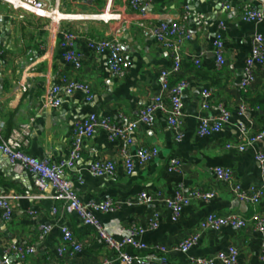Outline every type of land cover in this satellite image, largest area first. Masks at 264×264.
<instances>
[{
    "label": "crops",
    "instance_id": "obj_1",
    "mask_svg": "<svg viewBox=\"0 0 264 264\" xmlns=\"http://www.w3.org/2000/svg\"><path fill=\"white\" fill-rule=\"evenodd\" d=\"M49 7H57L68 16L59 22L39 18L0 0V121L1 134L6 137L21 123L30 125L26 153L50 163L64 160L69 152L74 124L90 114L106 118L117 125L136 117L140 108L152 103L159 91L161 70H169L172 58L169 51L154 38L143 36L138 23L158 24L177 22L188 33L181 46L182 66L171 76V83L186 82L182 93V136L174 139L164 113H154L152 125L139 124L129 135L128 150L155 147L157 156L136 164L126 173L118 149L119 139L110 140L103 129H97L82 142L80 157L66 169L64 178L76 191L80 201L112 200L118 204L113 212H93L102 225L119 230L130 225L147 226L152 212L158 213V225L146 229L136 239L149 248L166 245L173 264H191L192 258H209L229 247L238 250L237 264H264L261 260V236L248 227L235 229L201 230L197 243L184 253L175 250L186 235L198 231L199 224L208 214L236 213L250 218L259 211V204L239 207L229 186L218 180L215 168L230 169L241 188L264 186V175L254 159L257 151L264 150V139L246 145L242 151L227 145L245 143L248 136L260 131V111L252 99L264 95V76L255 66L257 78L247 88L241 86L245 60L250 54L255 35L264 39V20L247 22L241 18L243 6L262 9L259 0H147L138 9H132L128 0H45ZM227 5V9L223 6ZM113 14L107 18L106 10ZM222 21V27L219 22ZM76 34L75 49L81 54L79 66L64 59L61 47L62 32ZM217 34L223 42V66H217L213 41ZM91 38H116L122 45L125 73L112 74L105 53L99 54L88 47ZM198 60V64L195 61ZM63 78L78 80L90 87L92 99L74 91L61 92L59 105L47 104L48 93ZM208 90V108H203L202 91ZM242 105L247 106L241 108ZM225 110L229 119L218 132L204 136L197 134L203 117L215 118ZM112 160L115 169L110 175L94 176L90 166L97 161ZM177 160L176 170H168L169 163ZM34 175L13 170L8 158L0 153V195H15L11 199L12 214L5 219L0 211V262L19 264L14 254H4L7 246L32 245L34 252L24 264H53L67 261L93 264L113 253L95 237L93 227L85 225L74 213L61 208V201L53 198L48 189L39 199H31L35 192ZM198 189L214 192L208 201L191 198L173 220L171 211L159 200L149 205L134 201L142 192L154 197L158 193L172 197L181 190L189 194ZM53 208L55 209L52 212ZM49 226L39 239L41 227ZM71 231L81 248L60 257L57 248L62 244L61 228ZM117 238L120 237L115 233ZM71 249V248H69ZM133 255L142 252L126 247ZM13 258V259H11ZM1 264V263H0ZM220 264V263H216Z\"/></svg>",
    "mask_w": 264,
    "mask_h": 264
},
{
    "label": "built area",
    "instance_id": "obj_2",
    "mask_svg": "<svg viewBox=\"0 0 264 264\" xmlns=\"http://www.w3.org/2000/svg\"><path fill=\"white\" fill-rule=\"evenodd\" d=\"M9 3L14 8L22 9L30 12L39 18H47L51 22H59L68 18L57 7H49L45 0H1ZM147 0H128L132 9H138L143 2ZM262 4L264 0H259ZM228 6H223L227 9ZM107 18L113 14L106 10ZM241 18L247 22H261L264 20V12L262 9L253 6H243L241 9ZM222 21L219 26L222 27ZM138 26L145 37L154 38L160 45L166 48L172 58V66L169 70H161L159 77V91L153 96L152 103L139 109L136 117L132 120H125L119 125L110 122L106 118L98 117L90 114L82 121L77 122L72 127L70 148L67 157L57 163H50L47 160H39L25 152L24 147L28 142L30 134V125L21 123L11 129L10 133L3 137L1 134L2 122L0 121V153L4 154L14 171L27 170L34 175L35 192L30 195L31 199H39L43 193L50 189L53 192V198L61 201V208L69 213H74L85 225L93 227L95 237L100 240L105 247L113 253L112 257H104L93 264H173L169 259L170 249L166 245H157L149 248L146 244L138 241L136 238L146 229H154L158 225V213L152 212L147 220V226L130 225L115 230L110 226L100 224L94 217L93 212H113L118 208V204L110 199L102 202H90L83 204L71 183L64 178V172L73 166L75 161L80 157L82 150V142L85 138H90L97 129H103L107 132L110 140L119 139L122 143L118 149V156L121 158L123 166L127 174H130L136 164H144L157 156L155 147H139L134 153L128 150L129 135L139 124L152 125L154 122V113L161 110L166 118V122L173 132L174 139L180 140L182 136V93L186 87L183 79L175 83H171L170 78L180 72L182 66L181 46L184 40L188 39L187 31L177 22H160L158 24H146L139 22ZM76 34L72 30L62 32L60 45L65 49L64 59L72 62L75 66H79L81 54L75 49ZM88 47L96 53H105L108 57L110 71L115 76L124 75V61L122 56V45L116 38H89L87 40ZM0 39V55L2 54ZM215 61L217 66H223L225 60L222 54L223 42L221 35L217 34L213 41ZM198 60L195 64H198ZM255 66H258L264 76V39L260 35H255L251 40L250 54L245 60L244 77L241 82L243 88H247L253 84L257 78ZM81 91L85 94V99L90 101L92 93L88 84L78 80L63 78L62 82L53 85L48 93L47 104L50 106L59 105V94L64 92L71 94L74 91ZM203 108H208L207 99L210 96L208 90L202 91ZM247 106L242 105L241 108ZM229 119V113L225 110L218 117H203L199 121L197 134L199 136L208 135L218 132L222 125ZM264 139V129L248 136L245 143L238 145H227L228 148L234 147L239 151L245 149L246 145L253 144L256 141ZM254 159L259 165L260 172L264 175V150L257 151ZM179 166L177 160L169 163L168 170L174 171ZM115 169L112 160L94 162L89 171L94 176L110 175ZM214 174L218 180L229 186L231 193L237 202L256 205L264 200V186L249 187L247 189L235 182L233 173L230 169L215 168ZM214 192L202 191L198 189L192 190L188 195L181 190L174 193L172 197L162 196L160 193L154 197L140 193L134 201H127V204L137 202L139 204L149 205L154 200L161 201L166 208L171 211V217L176 220L184 206L188 205L191 198L208 201L214 196ZM15 195H0V211L5 219H9L12 214L11 199ZM55 209L53 208L52 212ZM252 223V227L261 236V260H264V216L254 213L250 218L246 219L236 213H227L225 215L208 214L201 220L198 231L186 235L177 244L175 250L181 253L186 252L194 246L199 238L201 230L208 228L219 229L222 226H229L235 229L248 227ZM49 226L41 227L39 239L43 237L49 230ZM62 244L57 248L60 257L67 252H77L81 245L73 239L69 229L63 227ZM115 233L120 235L119 238ZM126 247L134 248L141 254L133 255L126 251ZM71 248V249H69ZM34 252L32 245L26 246H7L4 248V254H14L19 264H24L27 256ZM238 250L235 247H229L225 251L218 252L209 258H192L191 264H237ZM5 264V260L0 262ZM53 264H78L67 261H56ZM90 264V263H89Z\"/></svg>",
    "mask_w": 264,
    "mask_h": 264
},
{
    "label": "trees",
    "instance_id": "obj_3",
    "mask_svg": "<svg viewBox=\"0 0 264 264\" xmlns=\"http://www.w3.org/2000/svg\"><path fill=\"white\" fill-rule=\"evenodd\" d=\"M252 105L253 107H255L256 109H258V111H260L258 120L263 124V128L264 129V95L262 96H258L255 99H252ZM259 211H257L258 214L264 216V201L261 204V206L259 207Z\"/></svg>",
    "mask_w": 264,
    "mask_h": 264
},
{
    "label": "water",
    "instance_id": "obj_4",
    "mask_svg": "<svg viewBox=\"0 0 264 264\" xmlns=\"http://www.w3.org/2000/svg\"><path fill=\"white\" fill-rule=\"evenodd\" d=\"M238 206H239V207H241V206H242V207H245V204H244L243 202H241V203H238ZM11 259H13V258H11Z\"/></svg>",
    "mask_w": 264,
    "mask_h": 264
}]
</instances>
